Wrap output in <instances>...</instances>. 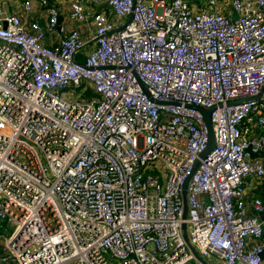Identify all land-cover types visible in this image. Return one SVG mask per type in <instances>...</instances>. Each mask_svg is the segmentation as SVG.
<instances>
[{"label":"built area","instance_id":"1","mask_svg":"<svg viewBox=\"0 0 264 264\" xmlns=\"http://www.w3.org/2000/svg\"><path fill=\"white\" fill-rule=\"evenodd\" d=\"M66 11L0 0V261L264 264V0Z\"/></svg>","mask_w":264,"mask_h":264},{"label":"crops","instance_id":"2","mask_svg":"<svg viewBox=\"0 0 264 264\" xmlns=\"http://www.w3.org/2000/svg\"><path fill=\"white\" fill-rule=\"evenodd\" d=\"M59 2V8H61V17H60V21L61 23L65 24L67 21V11L66 9L68 8V3L69 0H57ZM36 7L34 10V13L31 15L33 19H40V20H44V16H45V11L46 9L43 8L42 6L38 5L37 2H35ZM6 8L14 13H20V6L18 5V3H16L15 1H9ZM98 10L101 11H110V8L105 5L102 4L100 6H97ZM75 27H81L78 23L74 24ZM83 29V28H82ZM264 152V151H263ZM252 156V155H251ZM253 158V157H252ZM256 158H260L261 160H263L264 162V155L261 157H256ZM246 186H247V195H248V199H251L253 196H260L262 199H264V182L259 183L257 181H253V180H247L246 182ZM254 213L252 210H250V214ZM262 218V217H261ZM263 219V218H262ZM5 225L3 222H0V233H2L5 230ZM0 264H11V263H3L0 261Z\"/></svg>","mask_w":264,"mask_h":264},{"label":"water","instance_id":"3","mask_svg":"<svg viewBox=\"0 0 264 264\" xmlns=\"http://www.w3.org/2000/svg\"><path fill=\"white\" fill-rule=\"evenodd\" d=\"M235 18H237V15H235ZM236 103V102H233ZM204 115H205V123L208 129V135H209V141H208V145L206 147V150L201 154L202 158H205L207 155L210 154V152L215 148L216 145V138H215V132H214V127H213V123H212V119H211V111L212 109H204V108H200ZM248 152L251 153L253 158L256 157H261L264 155L263 151H259V152H252L251 149L249 148L247 150ZM187 184L185 185V190H186ZM187 214V204L185 203V215ZM261 217L264 219V213L261 214ZM183 234L185 236V238L187 239V230H186V225L183 226ZM192 251L195 253L196 257L204 264H209L204 258H202V256H200V254L196 251V249L193 246H190Z\"/></svg>","mask_w":264,"mask_h":264},{"label":"rangeland","instance_id":"4","mask_svg":"<svg viewBox=\"0 0 264 264\" xmlns=\"http://www.w3.org/2000/svg\"><path fill=\"white\" fill-rule=\"evenodd\" d=\"M88 48H89V46H88ZM88 48H86V49L84 50V52H87V51H88ZM80 60L83 61L84 58H83V57H80ZM4 225H5V227L7 228V235H10L11 232L14 230V227H13L10 223H5Z\"/></svg>","mask_w":264,"mask_h":264}]
</instances>
